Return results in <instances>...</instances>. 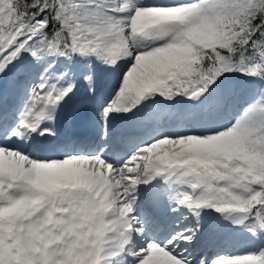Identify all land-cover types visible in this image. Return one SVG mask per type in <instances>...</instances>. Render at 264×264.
Instances as JSON below:
<instances>
[{"label":"snow or ice","instance_id":"obj_1","mask_svg":"<svg viewBox=\"0 0 264 264\" xmlns=\"http://www.w3.org/2000/svg\"><path fill=\"white\" fill-rule=\"evenodd\" d=\"M0 264H264V0H0Z\"/></svg>","mask_w":264,"mask_h":264},{"label":"bare ground","instance_id":"obj_2","mask_svg":"<svg viewBox=\"0 0 264 264\" xmlns=\"http://www.w3.org/2000/svg\"><path fill=\"white\" fill-rule=\"evenodd\" d=\"M78 131H79V134H83L87 136L95 135V132H91V131H85V130H78ZM206 236H207L206 238H207L208 243H207V246H205L204 248L208 251H227V250L235 251L237 250V249H229L227 245H225L224 240L218 239L219 242H212V238L208 234ZM244 245H246V243L241 245L242 247L241 250L249 246V245H246L247 247H245Z\"/></svg>","mask_w":264,"mask_h":264},{"label":"rangeland","instance_id":"obj_3","mask_svg":"<svg viewBox=\"0 0 264 264\" xmlns=\"http://www.w3.org/2000/svg\"><path fill=\"white\" fill-rule=\"evenodd\" d=\"M201 245H202V243H201ZM247 245V244H246ZM246 245H244L245 247H247ZM242 248V247H241Z\"/></svg>","mask_w":264,"mask_h":264}]
</instances>
